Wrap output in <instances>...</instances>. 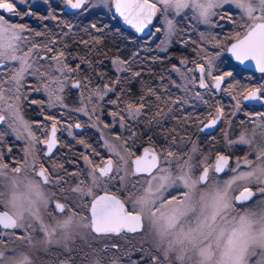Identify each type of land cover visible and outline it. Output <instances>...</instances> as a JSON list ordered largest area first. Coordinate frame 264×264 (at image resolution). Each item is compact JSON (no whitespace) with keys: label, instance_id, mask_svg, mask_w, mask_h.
Wrapping results in <instances>:
<instances>
[{"label":"snow or ice","instance_id":"6c2138e0","mask_svg":"<svg viewBox=\"0 0 264 264\" xmlns=\"http://www.w3.org/2000/svg\"><path fill=\"white\" fill-rule=\"evenodd\" d=\"M26 3L27 0H0V264H105V259L108 264H118L119 256L106 254L120 250V241L128 233L141 236L138 249L131 245L140 256L135 261L129 259V264H264V110H254L255 103L264 107V0H63L64 5L77 10L73 15L107 8L138 33L155 29L147 32L155 39L163 31L164 38L157 45L161 50H166L179 35V21L175 17L187 18L186 9H191L192 17L205 25L219 17L244 29L242 36L235 33V42L226 49L217 36L200 33L201 42L220 51L205 55L202 59L206 64L192 61L198 77H190L172 66L186 83L178 85L172 80L171 84L188 92V85H195L198 79V87L204 90L194 93L208 109L204 119L196 117L194 121L199 125L197 132L204 133L226 123L222 131L225 149L247 146L245 155L234 160V153L215 149L211 132L210 147L205 149L191 136H177L175 129L170 130L171 139L166 137V147L159 152L144 148L143 156H135L132 149L136 133L129 121L138 123L144 117L149 125L158 123V118L166 115L160 109L161 103H184V99H165L158 89L145 86L136 101L119 109L122 93L117 94L116 100L105 98L116 92L123 82L121 76L102 86L89 87L90 77L74 78L82 64L92 68L87 54L73 57L80 63L72 67L66 62L64 51L54 53V37L47 43H36L24 32L34 36L46 33H33L25 24L10 22L12 17L21 16L17 4ZM233 9L239 10V20L232 14ZM48 18L57 19L43 17ZM65 26L72 27L70 23ZM90 27L103 31L95 23ZM81 43L87 46L89 42ZM223 51L230 52L240 64L254 62L255 71L261 74L255 86L237 81L221 87L233 77L232 71L213 72ZM138 58V52L130 60L113 58L114 70L130 73L126 79L140 77V71L132 70ZM186 63L187 60H181V64ZM193 71L188 69L187 73ZM103 75L106 74H101V78ZM28 77H34L37 83L29 84ZM69 89L79 90L80 106L72 111L93 121L91 127L98 129L101 141L98 147L84 139L77 141L90 151L80 154L86 168L73 172L54 159L59 143L56 117L45 116L46 121L52 122L49 129L44 121L29 123L22 115L24 103L44 104L41 100L29 101L32 92H44L48 107L67 109L64 95ZM217 91L229 96L232 103L224 105L213 100ZM148 97H155V103H150ZM97 101L117 105L119 110L108 113L111 124L103 122L100 111L104 104ZM245 102L253 110L246 111ZM153 107L156 111L148 118V110ZM226 107L231 111L226 112ZM241 112L247 119L241 120L240 125L250 123L252 128L232 139V117ZM189 119L191 115L182 123ZM5 124L7 129L3 128ZM117 124L128 135L104 138V131L111 132ZM88 126L68 124V134L73 135L72 128ZM9 132L15 136L13 143L26 142L19 161L5 162L13 152L12 147L7 153L3 149ZM189 144L190 150L185 151ZM97 160L99 163L94 162ZM225 176L228 178L224 179ZM100 244L103 246L94 247ZM41 253L47 258H41Z\"/></svg>","mask_w":264,"mask_h":264},{"label":"flooded vegetation","instance_id":"af4514ba","mask_svg":"<svg viewBox=\"0 0 264 264\" xmlns=\"http://www.w3.org/2000/svg\"><path fill=\"white\" fill-rule=\"evenodd\" d=\"M34 3L35 4L30 8V10L27 9L28 6H23L22 4H17V9L21 13V16H16V17L12 18L13 20H15V23H18V22L22 23V21L27 22L30 25L29 28H31L33 30V33L37 31V28H42L41 31L46 33L44 36L41 37V40H43L42 41L43 43H47L50 38L54 37L57 40V42L60 43L61 46L64 45V49H65V53H66V60H74V61L80 62L78 59H73V57L83 56V55H79V54H75V53H72L75 55L69 54L70 53V51H69V44L70 43H68V41H67L68 37H66L71 32L73 34V30H75L77 25H75L74 23H70L72 25L71 28H68L65 25L69 24V20H68L69 16L68 15L75 16V17H77V16L83 17L84 13H80L78 15H73V13H75L76 11L75 12L67 11L66 5H64L63 0H45L44 3H42V0H36V1H34ZM29 11L32 14L27 15L28 18L26 19L24 17V13L29 12ZM100 11H103V10L96 9V10L91 11L89 13H85V15H87L89 17L93 13H97ZM232 14L236 17L237 20H239V18H238L239 14H236L234 11L232 12ZM48 16H50V17L55 16L57 19H54V21H50L49 19H43V17H48ZM77 18H79V17H77ZM192 20H193V22H191V24H190V26L192 28L191 31L195 30L196 27H199V23H200L197 21L198 23L195 22V24H194V18H192ZM212 20H213V23L210 25V28L212 27L214 34H216L215 36H217V38L222 42L225 49L227 47H229L231 45V43L235 42V33L236 32H240L241 36L243 35L244 29L237 27V25L232 23V22H230V23L227 22L226 19L221 21V20H219V17H213ZM217 22L220 24L219 27L215 26ZM154 23H156V20H154ZM52 27H54V29H53L54 31H52ZM126 28L129 32L128 33V60H130L132 58V54L134 52L139 53V58L137 61L146 60L148 58L147 52L149 49V44L150 43H153V44L156 43L157 44V43L161 42V40H162V34L161 33L158 34V38L154 39V38L149 37L147 35L139 34L138 32H136L131 27H126ZM152 31H155V29H152ZM78 33H79V30H78ZM193 34H195L194 31H193ZM44 38H46V39H44ZM133 38H135V39H133ZM186 39L190 40V37H187ZM134 40H136V45L133 44ZM180 45L182 47H185L184 43H181ZM209 46L211 49L216 48L213 45H209ZM158 50H159V54L157 55L156 60L160 64V66H162L161 63H163L164 50H161L160 48H158ZM56 53H58V52L56 51ZM223 53H224V59L222 60L223 69L220 70V72H218V71L214 72V74H222L223 72L232 71L233 77L228 78L227 82L225 84H222L221 87L224 88V87H228L229 85L233 84L234 79L240 80V79H244L245 77H247V80H249V78H248L249 76H252V78L254 80L252 85L255 86V84L257 82V78L260 77L261 74L256 72L255 70L250 69V67H247L244 64H240L238 61H236L229 54V52L223 51ZM151 57H153V56H151ZM114 58H116V57H114ZM95 59L106 61L108 58H106L105 56H96ZM152 59H154V58H152ZM244 69H247V71H244ZM197 73L199 75L198 69H197ZM253 73H254V76L252 75ZM145 74L148 75V73H145ZM163 75H164V73H162V70H160V71H158L157 81L154 80V77H152L151 81H148V79H146V77H144V76H142V77L140 76L138 78H133V79H128V102L132 101L133 91L138 92V93H142V89L145 87L144 85H142L139 88H132L134 86V84H136V83H140V84L146 83L147 86L158 89L159 94H161L164 98H169V96H166V92H167L166 90L170 89L172 91H168V92H170L173 95V96H170L173 101H176L178 98H180V96H178L179 92H178L177 87L175 85L171 84V81L175 76L174 72L172 71V77L173 78L170 81H165L164 79L162 80L161 77L164 78ZM129 76H130V73H128V77ZM230 80H232V82H230ZM154 83L156 84L155 86L153 85ZM239 89L240 88L238 87L237 90H239ZM173 91H175L177 93V95ZM216 93L225 95L222 91H217ZM173 104H175V103H173ZM223 104L226 105L228 103H227V101H225V103H223ZM245 105L250 107L249 104L245 103ZM254 106H257V107H254V109L257 108V110H263V108H264L260 104H255ZM163 108H164V104L161 103L160 109L163 110ZM177 108L182 109L183 111H186V110H191L192 106L185 107L181 103H177ZM151 110L153 112H155L156 108L153 107V108H151ZM225 111L229 112V111H231V109L229 107H226ZM243 116H244L243 112L238 113L234 118H232V120L234 121L235 124H238L240 122L239 118H242ZM144 119L145 118L142 117L138 123H130L129 122V124H134L133 131H135V133L137 131H139L141 127H144V126L148 127L149 126V123L146 122V120H144ZM162 123H163V121H159L158 123H152L151 125H155V127H158V126L163 125ZM226 125H227L226 123L220 124L217 127V129L212 133V135L216 138L217 136L222 134V131L224 130ZM240 128H242V125L237 126V130H239ZM145 131H146V129H145ZM75 133H77L76 128H75ZM201 134H203L205 136H209V135L204 134V133H201ZM56 136H57V140L59 143H58L57 149L55 150L56 155H55L54 159H56L58 163H63L64 167L67 168L69 172H73L77 168L83 169L84 166H81V164H79V160H78L80 158V154H82L83 151L77 150V149L84 148V147L82 145H80L79 143H74L72 140H70L71 137H73V136H68L66 134H63V132H61L58 125H57ZM195 136L191 135V137H193V138H196ZM64 137H65V139H67L66 142L64 141ZM10 139L12 140L13 138H9V140ZM209 140H211L210 136H209ZM14 144H15V147L13 148V152H12L11 156H7L6 158H7V160L13 159V160L19 161V160H21V158L23 156V151L19 149L20 141L14 143ZM63 145H64V147H63ZM62 147H63V150H61ZM64 148H66V149H64ZM144 148H154L155 151L159 152L160 149L163 148V140L161 137L154 136L152 134H150L148 136L146 135L145 137H138V136L135 137V144H134L133 149H132L133 152L135 153V156H143L144 155ZM225 154H228V153H225ZM135 156L133 158H135ZM232 159H233V157H232ZM73 161H75V163H73ZM17 166H19V165H17ZM69 183H72L74 186V182L71 179H69ZM98 194L102 195L103 191H99ZM140 240H141L140 235L128 233L126 235V238L124 240L120 241V244H121L120 250H113V252L107 253L106 257H111L113 255L119 256L120 260L118 261V264H129V259L135 261L140 256V253L138 251L132 250V248H131V245L134 244L136 246V248L138 249L141 246L139 243ZM102 246H103L102 244L94 245V247H97V248L102 247ZM145 247H147V245H145ZM125 252H129L130 255H125L124 254ZM38 255L41 258H45V259L47 258V257H44L42 253L38 254ZM38 264H39V261H38ZM78 264H79V262H78ZM105 264H108V259H105Z\"/></svg>","mask_w":264,"mask_h":264},{"label":"rangeland","instance_id":"374dc122","mask_svg":"<svg viewBox=\"0 0 264 264\" xmlns=\"http://www.w3.org/2000/svg\"><path fill=\"white\" fill-rule=\"evenodd\" d=\"M34 1H36V0H27V3L26 4H22V5L23 6H28L27 9L30 10V8L35 4ZM44 1L45 0H42V3H44ZM97 9H101V8H97ZM101 10H103L107 16L114 17V19H115V16H116V19L121 23V20L114 13V10H109L107 8H103ZM233 11L236 14H239V10L233 9ZM83 15H85V13ZM5 16L7 18L8 14L5 13ZM184 16L187 17V18H181L179 16L175 17V20L179 21V23H180V24L179 23L177 24V27H178V29H180V32H179V35L174 37L173 42L166 46V50H164V51H168L172 46H174V42L175 41L177 43L181 44V41L185 40L184 38L187 35L191 38L192 41H196V43H191V44H193L192 47L194 49V53H192V55H193L192 59L190 60L188 58H181V59H179L178 65H176V66L180 69V72L186 73L190 77H198L196 64L192 63V61L195 60L197 62H201V63H205L206 64L207 61L203 60L202 58L205 55H211V54H213V53H215L217 51H220V49L219 48L211 49L209 45H212V44L204 43V42H201L199 40V35H200L201 32H203L205 34L211 33L212 35H216V34H214V32L212 30V27L210 28V25H205L203 23H199V27H196L195 30H193L195 32V34H193V31H191L190 27H189L191 22H193V20H192V18H193L192 17V10L191 9H186L185 13H184ZM48 17H50V16H48ZM12 18H14V17H12ZM169 18L173 19L174 17H173V15L170 14ZM48 19L50 21H54V19H52V18H48ZM73 19H74V16H73ZM162 19H163V17H160V20H162ZM70 20H72V18H70ZM10 22L11 23H15L12 20H10ZM70 22H72V21H70ZM195 22L198 23L197 20L194 18V24H195ZM227 22L230 23L231 21H227ZM22 24H25V22H23ZM157 26H159V24ZM41 29L42 28H37L36 32H43V31H41ZM161 34H162V39H163L164 38L163 37V31H161ZM24 35L28 36L29 39H33L36 43H43L42 42L43 40H41L42 36L29 35V33L27 31L24 32ZM90 41H88L89 43H88L87 46L85 44H84V46L89 48ZM91 43H92V47L91 48H93V50L95 51V48H94V44L95 43L94 42H91ZM53 48H54V53H56V51L57 52H59V51H64L65 52L64 45L61 46L59 42H57ZM205 49H206V52H205ZM198 51H199V55H197ZM43 54L44 53L42 52L41 55H43ZM223 59H224V53L222 52L220 58L217 59L216 62H215L216 67L213 69V72H216V71L220 72V70L223 69V67H222V64H223L222 60ZM181 60H187L188 63L181 64ZM112 61H113V59H111L110 65H111V68L113 69V71H115ZM98 64L99 65H103L104 61L103 60H99V63H97V66H98ZM94 69H96V68H94ZM188 69H194V71L191 72V73H187ZM0 70H2V69H0ZM172 71L174 72V75H175L174 78L172 77L173 78L172 80L176 81V83L178 85H184L186 83V81H184L182 79L180 73L174 71L173 68H172ZM114 73L116 74V77H117V75L122 77V75L124 74V73H117L116 71ZM92 76H94V77L91 79L92 80V84L89 87H96V86H102L103 85L101 83L100 84L97 83V77L101 78L99 75L93 74ZM83 77L84 76H83L82 72L80 71L79 73L76 74V77H74V78H81L82 79ZM88 77H91V76L89 75ZM27 81H28L29 84H36L37 83V81H36V79L34 77H28ZM237 81H239L240 84L242 83L243 85H246V86H253L252 82L254 80H253V78L247 80V77H245L244 79H240V80L239 79H234V81H233L234 83L233 84H235ZM230 82H232V80H230ZM188 87L191 89L188 92H185L183 87H179V88L177 87L178 92H179L178 96H180V98H183L184 101H185L184 103H181V104L183 106H185V107H190V106L203 104L200 100L196 99V97L194 95L195 92H201V93L204 92L203 89H200L198 87V79H197V83L195 85L189 84ZM239 90H237V91H239ZM26 91H27V89H26ZM116 91H118V89H116ZM166 91H172V90L168 89ZM173 92H175V91H173ZM113 94L114 93L110 92L108 94V96L105 98V100H116L117 97L116 98H112V99L110 98V95H113ZM175 94L177 95L176 92H175ZM78 95H79V90H74V89L66 90L65 95H64V103L67 104L68 107H67V109H65V108L60 107V106H57L55 108L48 107L47 106L48 97H47V95L44 92H39V93L32 92L29 95V101L30 100H41V101H44V104L40 105V104L24 103L23 104V109H22V115L24 116L25 120H27L29 123H39L41 121H44V123H46L48 125L49 129L51 128L52 122L44 120L46 114L41 115V110L43 109V113H49L48 115H52V114H53L52 116H56L57 115V118H58L57 119V121H58L57 125L59 126L61 132H63V134H66L68 136H70L68 134V129H67V125L68 124H73L74 125L75 123H78V122L81 123L82 125L83 124H88L89 126L88 127H84V130L81 133H75V128H72L71 131L73 132V135H71V136H73V137H71L70 140H72L74 143H78L77 142L78 140L84 139L88 143L92 144L93 147H98L100 145V143H101L100 135L98 133V129L91 127V123L93 121H90L89 117L83 115V113L72 111V109L78 108L80 106L79 101H78ZM165 99H168V98H165ZM205 99H209V97L207 95H205ZM212 99L213 100H219V101H221V103H225V101H227L228 104H226V105H229L230 103H232V101L230 100V97L227 96V95H223V94L215 93V96L212 97ZM97 103L104 104L103 101H97ZM126 103L121 102L120 105H119V109H123V107L125 106ZM175 107H177V103L171 104V105H167L165 110L163 109V111L166 113V115L158 118V122L159 121H163V123H162L163 125H168V127H169V129L167 130L168 132H170V130H172V129H175L177 131V129H176L177 127H174V125L176 124V122H177V120L179 118H176V116L178 115L177 114L178 110H176ZM169 108L172 109L171 112L168 111ZM119 109L117 108V105L104 104V107L100 111V114H101L103 122L107 123V124H111L112 117H110L108 115V113L111 112V111H117ZM26 110H28V111H26ZM245 110L247 111V110H253V109L245 107ZM254 110H257V108H255ZM263 110H264V108H263ZM27 112H29L31 114L34 113L37 116V119L36 120H32ZM186 113L189 114V112H186ZM152 115L149 114L148 118H151ZM38 118H42V119L38 120ZM184 118L185 117H183V119ZM232 118H234V117H232ZM183 119H181V121H183ZM144 120H146V122H148V119L145 118ZM129 122L130 123H134L132 121H129ZM153 123H156V122H153ZM238 125H240V123H238V124L234 123L233 129H232V131L230 133V138L236 139V138H238V136H239L241 131H244L245 129H248L250 131L251 128H252V125L250 123H248V124L242 125V128L237 130V126ZM152 127L156 128L155 125H149L148 129H150ZM226 127H227V125L225 126V128ZM3 128L7 129V125L5 124L3 126ZM121 133L124 136L128 135V132L125 131V129L121 128L119 126V124H117L114 128L111 129V132H109L108 130L104 131V138L110 139L112 135L121 134ZM36 134L39 136L40 132L37 131ZM160 134H161V132H160ZM219 136H218V138L220 140L219 149L220 150H224L225 153H234L233 160L236 157H243L245 155V153L248 151L247 146H245V145H234V146H232L229 149H225V142H224L223 136H222V134H220ZM166 137L168 139H171V135L170 134L164 136V138H166ZM195 137L196 138L192 137V139L196 140V141H199L201 139L199 136H195ZM9 138H13L12 140L14 141V139H15L14 134L9 132V134L6 135V137H5V142L3 144V149H4L5 153L7 152V149L9 147H12V148L15 147V144L13 143V141L11 139L9 140ZM66 140L67 139H65V137H64V141L65 142H66ZM25 146H26V142L24 140H20L19 149L23 150V148ZM41 147H43V146H41ZM63 147H64V145H63ZM63 147L61 148V150H63ZM163 147H166V141H165ZM190 148H191V145L189 144L187 146V148L185 149V151L190 150ZM64 149H66V148H64ZM77 150H82L83 151L82 153H84V154H86V151H90V150H86L85 148H79ZM10 160H13V159H10ZM10 160L9 159L7 160V158H6L5 162H8ZM78 160H79V164H81V166H84V168H86V165H85L83 159H81V156H80V158ZM94 162L95 163H99L98 160L94 161ZM227 178H228L227 176L224 177V179H227ZM253 203H255V201H253Z\"/></svg>","mask_w":264,"mask_h":264},{"label":"trees","instance_id":"16d2710c","mask_svg":"<svg viewBox=\"0 0 264 264\" xmlns=\"http://www.w3.org/2000/svg\"><path fill=\"white\" fill-rule=\"evenodd\" d=\"M68 16H69L68 18L69 23H74L75 25H77L75 30H73V34L71 32L69 35L66 36L68 37L67 38L68 43H70L69 44V51H70L69 54L70 55L79 54L83 56L87 54V58L92 62V68H89L88 65L86 64L81 65V72L83 76L85 77V76L90 75L91 76L90 78L92 79L94 77L92 76L93 74L95 75L97 74L100 77H101V74H106V75H103L102 78L97 77V83L99 84L100 83L105 84V83H108L109 80H115L116 74L114 73L115 71H113V69L111 68L110 61L114 57H119L123 60H128V33L129 32L127 28L116 19V16H115V19L112 16L109 17L105 14L104 11L93 13L89 17L87 15H84L83 17L77 16L79 18L74 16V19H73V16H70V15ZM24 17L26 19L28 18L27 15H24ZM70 18H72V20H70ZM11 20L15 22V20L13 19ZM23 22L24 21H22V23ZM93 23L97 24L98 28H102L103 31L97 32L96 30L92 29L90 25ZM25 24L27 26H30L27 22H25ZM189 27L191 30L192 29L191 26ZM53 29L54 27H52V31H54ZM85 29H87V31H85ZM78 30H79V33H78ZM187 37L189 36L187 35L184 39L188 40L186 39ZM82 40L83 41L91 40L89 44V48L85 47L84 44L81 43ZM93 40L99 41V43L94 44L95 51L93 50V48H91L92 47L91 42H94ZM189 41L190 42L188 44H185V47H182L179 43L175 41L174 46H172L168 51H164L163 63H161L162 66H160V64L156 60L157 55L159 54L157 45L160 44V42L157 44L150 43L149 49L147 52L148 58L146 60L137 61L135 64L132 65V70L140 71L141 77L142 76L146 77L148 81H151L152 77H154V80L157 81L158 71L162 70V73H164L163 75L164 80L170 81L172 79V68H173L172 66L178 65V61L181 58L187 57L190 60L192 59V53H194V49L192 47L193 44H191V41H192L191 38ZM133 44L136 45V40L133 41ZM72 53H75V54H72ZM96 56H105L108 59L106 61L103 60L104 61L103 65L98 64L97 66V63H99V60L95 59ZM66 62L71 64L73 67H75L76 64L80 63L74 60H66ZM145 73H148V75H146ZM127 77H128V73H124L122 75L123 82L117 86L118 91H116V93H114L113 95H110L111 99L116 98L117 94L122 93V97H123L122 102L124 103L128 102V79H126ZM136 84H134L132 88H139L142 85L147 86L146 83H143V84L136 83ZM153 85L155 86L156 84L154 83ZM140 96H141V93L133 91L132 101H136ZM166 96H173V95L167 91ZM148 101L150 103H155V97H148ZM166 106L167 105L164 104L163 109H165ZM245 107L250 108L246 105ZM175 108L176 110H178L177 112L178 115L176 116V118H179L176 124L174 125V127H177L176 128L177 131L175 134L177 136H191V135L199 136L201 138L199 140L201 147L205 149L210 147L209 136H205L197 132V128L199 127V125L198 123L196 124V122H194L196 120V117H200L201 119H204V116L206 115V112L208 111L206 105L204 104L195 105V106H192L191 110H186V111H183L182 109H178L177 107ZM186 112H189V114H187ZM27 113L29 114L31 119L33 120L37 119V116L33 112H32L33 114L29 112ZM153 113L154 112L151 109L148 110V115L149 114L152 115ZM44 114H46L45 116H47L49 113H44ZM189 115L192 116V119L187 120L186 123H182L181 119H183V117L186 118ZM55 117L56 119H58L57 115ZM40 119L42 118H38V120ZM239 120L240 121L246 120V117L243 116L242 118H239ZM168 129H169L168 125H161L156 128L152 127L150 129L144 126V127H141L139 131L136 132L137 135L135 137L137 136L145 137L146 135L148 136L152 134L154 136L161 137L163 140V145H164L166 141V138H164V136L170 134V132L167 131ZM217 138L218 136L215 138V149L220 150L219 149L220 140L219 138L218 139Z\"/></svg>","mask_w":264,"mask_h":264},{"label":"water","instance_id":"95a60500","mask_svg":"<svg viewBox=\"0 0 264 264\" xmlns=\"http://www.w3.org/2000/svg\"><path fill=\"white\" fill-rule=\"evenodd\" d=\"M66 10L69 11V12H75V11H77V10L70 9V8L67 7V6H66ZM116 15H117V17H119L118 14H116ZM119 18H120V17H119ZM120 20H121L122 24H123L125 27H131L130 25L125 24V23L123 22L122 18H120ZM154 20H155V19H154ZM131 28H132V27H131ZM133 29H134V28H133ZM134 30H135V29H134ZM149 30L152 31V29H146L144 33H139V34H141V35H147V32H148ZM230 46H231V45H230ZM230 46H229V47H230ZM229 54L232 56V54H231L230 52H229ZM232 57H233V56H232ZM233 58H234V57H233ZM244 65L247 66V67H250V69H252V70H255L254 62H252V61H246V62L244 63ZM245 103H246V104H249V102H245ZM255 104H259V103H255ZM219 125H220V124H219ZM216 129H217V128H215V129H207V130H205L204 134H207V135H208L209 132L213 133ZM83 130H84V127L80 128V129H76V132H77V133H81ZM54 151H55V150H54ZM102 195H103V194H102Z\"/></svg>","mask_w":264,"mask_h":264}]
</instances>
